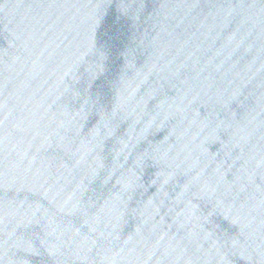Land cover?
Listing matches in <instances>:
<instances>
[{"label": "water", "instance_id": "1", "mask_svg": "<svg viewBox=\"0 0 264 264\" xmlns=\"http://www.w3.org/2000/svg\"><path fill=\"white\" fill-rule=\"evenodd\" d=\"M0 264H264V0H0Z\"/></svg>", "mask_w": 264, "mask_h": 264}]
</instances>
